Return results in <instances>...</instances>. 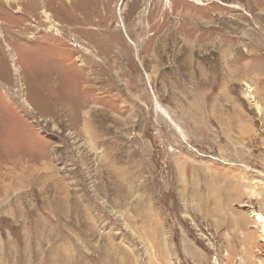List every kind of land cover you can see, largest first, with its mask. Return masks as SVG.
Returning <instances> with one entry per match:
<instances>
[{
  "label": "rangeland",
  "instance_id": "1",
  "mask_svg": "<svg viewBox=\"0 0 264 264\" xmlns=\"http://www.w3.org/2000/svg\"><path fill=\"white\" fill-rule=\"evenodd\" d=\"M255 212L264 0H0V264H264Z\"/></svg>",
  "mask_w": 264,
  "mask_h": 264
},
{
  "label": "crops",
  "instance_id": "2",
  "mask_svg": "<svg viewBox=\"0 0 264 264\" xmlns=\"http://www.w3.org/2000/svg\"><path fill=\"white\" fill-rule=\"evenodd\" d=\"M200 92V89H192L189 92L184 91L182 97L179 94L173 95L171 106H166L188 136H200L204 129H210L211 126L210 102Z\"/></svg>",
  "mask_w": 264,
  "mask_h": 264
},
{
  "label": "bare ground",
  "instance_id": "3",
  "mask_svg": "<svg viewBox=\"0 0 264 264\" xmlns=\"http://www.w3.org/2000/svg\"><path fill=\"white\" fill-rule=\"evenodd\" d=\"M4 1H6L10 5H11V3H20V0H4ZM18 9L23 10L22 6H20L19 4H18ZM43 14H45L46 21L49 23L50 28H54L55 26H54V24L52 22V19L50 18L49 13L46 10L43 9ZM155 102H156V108H157V110H159L165 117H168L170 119V121L174 124V126L176 127V129L181 132L182 137L186 140L187 139V136L182 132V129L179 126V124H177V122H174V120L172 119V116L169 114V112L167 111V109H165L164 107H162L161 104H160V102L157 99L155 100ZM259 109H260V106H258V110ZM253 217L256 218V221L260 225V227L262 228V232H263V235H264V215H262L259 212H255L254 215H253ZM263 239H264V236H263Z\"/></svg>",
  "mask_w": 264,
  "mask_h": 264
}]
</instances>
